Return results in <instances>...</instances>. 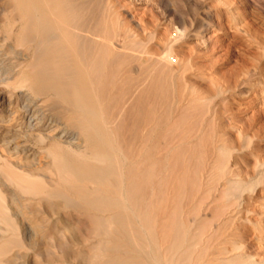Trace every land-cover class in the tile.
<instances>
[{
	"label": "rangeland",
	"instance_id": "rangeland-1",
	"mask_svg": "<svg viewBox=\"0 0 264 264\" xmlns=\"http://www.w3.org/2000/svg\"><path fill=\"white\" fill-rule=\"evenodd\" d=\"M71 2L87 16L94 41L105 38L119 48L104 53L114 70L108 84L125 88L127 99L135 93L134 81H143L126 118L128 124L139 119L141 158L146 146L154 155L158 201L152 219L160 255L172 249L175 261L182 255L179 264L185 258V264H264V0ZM4 5L0 0V23ZM3 38L0 78L13 84L27 62ZM0 94L10 96L1 85ZM16 120L13 109L0 107V174L46 175L44 156L32 162L2 146L3 138L20 150L33 146L16 131ZM25 217L31 226L32 216ZM68 220L75 225V218ZM29 251V264H49Z\"/></svg>",
	"mask_w": 264,
	"mask_h": 264
},
{
	"label": "bare ground",
	"instance_id": "bare-ground-1",
	"mask_svg": "<svg viewBox=\"0 0 264 264\" xmlns=\"http://www.w3.org/2000/svg\"><path fill=\"white\" fill-rule=\"evenodd\" d=\"M4 2L0 35L27 65L13 84L0 78L10 93L6 99L0 94V107L13 109L16 131L34 144L20 150L3 138L2 146L32 162L44 156L48 163L46 175L0 174V264H29L27 250L49 264H179L181 254L176 261L172 249L160 255L155 243L154 155L146 146L141 158L139 119L128 124L126 118L143 81H134L135 93L127 99L125 88L110 87L114 70L104 53L119 48L105 38L94 41L87 16L71 0ZM147 123L151 139L154 127ZM26 215L32 216L31 226Z\"/></svg>",
	"mask_w": 264,
	"mask_h": 264
}]
</instances>
